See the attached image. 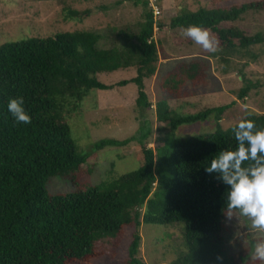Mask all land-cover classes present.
<instances>
[{
	"label": "trees",
	"instance_id": "trees-1",
	"mask_svg": "<svg viewBox=\"0 0 264 264\" xmlns=\"http://www.w3.org/2000/svg\"><path fill=\"white\" fill-rule=\"evenodd\" d=\"M127 1L142 5L143 22L136 33L121 31L117 46L100 48L102 36L90 31L59 32L0 45V264H90L107 253L100 248L101 241H108L110 253L115 255L127 227L136 231L121 264H145L138 258L137 229L143 224L183 225L184 251L174 264H243L242 257L236 261L228 254L223 236L228 186L216 174H208L205 167L220 151L238 147L233 129L240 120H252L255 130H264V114H244L223 130L217 121L235 101L176 116L168 100L192 97L194 94L185 89L187 84L193 88L206 85L209 58L223 63L233 57L255 59L251 49L264 43V37L249 36L237 27L224 28L222 24L234 23L246 12L264 11V0L228 9L200 8L193 12L180 8L168 25L154 17L148 0ZM91 13L90 9H66L64 18L82 21ZM190 25L210 30L220 50L205 58L175 63L159 83L161 98L153 105L155 118L175 131L181 125L213 117L215 132L164 140L153 150L144 144L150 135L148 121H141L131 137L103 139L86 154L77 153L66 119L91 90L112 88L100 83L96 75L135 69L134 78L118 84L137 87V110L152 108L144 81L157 70L154 29H184ZM240 79L243 87L236 96L239 101L245 102L257 87L264 89V79L253 83L242 73ZM19 97H23L30 124H17L8 111L9 100ZM130 142L141 147L142 164L138 169L96 185L78 182L80 168L90 157L104 147H124ZM53 177L69 182L73 191L50 195L47 187Z\"/></svg>",
	"mask_w": 264,
	"mask_h": 264
},
{
	"label": "rangeland",
	"instance_id": "rangeland-1",
	"mask_svg": "<svg viewBox=\"0 0 264 264\" xmlns=\"http://www.w3.org/2000/svg\"><path fill=\"white\" fill-rule=\"evenodd\" d=\"M154 17L165 25L177 15L180 8L196 11L200 8L228 9L258 0H148ZM84 11L90 9L91 15L82 21L65 20V10ZM158 13V15H156ZM143 22V7L127 0H0V45L32 37L45 38L59 32L90 31L102 36L99 47L103 49L117 46L121 42L118 36L123 30L136 33L138 24ZM224 28L237 27L246 35L261 34L264 37V11L246 12L234 23H223ZM182 29H170L167 26L155 27L153 39L158 43L157 70L153 77L144 81V91L152 106L161 98L159 83L178 61L190 58H205L213 52L203 50L191 39L184 37ZM216 39L215 35L212 34ZM217 40V39H216ZM220 50L218 46L217 51ZM215 51V52H217ZM214 52V53H215ZM254 60L232 58L221 62L218 58H209V77L206 85L187 84L194 95L180 100H168V105L176 116L194 114L204 109L231 104L232 109L221 118L225 130L240 116L249 113L264 114V89L257 87L249 92L245 102L237 100V93L243 82L241 73L253 83L264 79V43L251 49ZM246 65V66H244ZM223 70L225 73H223ZM136 76L133 68L121 69L111 73L97 74V80L111 86L108 90H91L79 106L67 116L66 124L76 152L86 154L92 146L103 139H127L138 131L141 121H148L150 135L144 144L153 150L159 148L164 140L186 139L198 135L210 134L216 130L214 119L181 125L175 131H169L155 118L154 106L145 111L137 110L135 100L137 87L122 81H130ZM72 103H74L72 101ZM75 103L73 104V106ZM245 105L247 107H245ZM69 108L73 110L72 104ZM237 118V119H236ZM165 142V143H166ZM141 147L130 142L124 147L107 146L90 157L78 173L80 184L96 185L104 180L117 177L138 169L142 164ZM73 191L67 181L58 177L50 179L47 192L50 195H66ZM250 221L245 217L228 220L223 224L227 252L237 261L249 258L257 241L264 240V233L249 232ZM140 248L138 258L145 264H174L184 251L182 224L173 226L141 225L138 229ZM135 227L123 230L121 241L112 255L108 241H101L100 248L107 253L90 264H121L127 258L128 246ZM243 261V264H244ZM249 264L251 261L249 260ZM256 264H261L257 261Z\"/></svg>",
	"mask_w": 264,
	"mask_h": 264
},
{
	"label": "clouds",
	"instance_id": "clouds-1",
	"mask_svg": "<svg viewBox=\"0 0 264 264\" xmlns=\"http://www.w3.org/2000/svg\"><path fill=\"white\" fill-rule=\"evenodd\" d=\"M181 34L207 52L217 51L219 41L208 29L190 25L182 29ZM23 104V97L12 98L7 108L17 124H30L31 117ZM217 123L223 125L224 121L221 118ZM255 129L254 121L240 120L233 129L238 147L220 151L211 160L210 166L205 167V171L210 175L216 174L228 186L223 210L228 220L238 213L250 221L249 232L264 233V130ZM249 260L251 264L257 261L264 264V240L256 242L244 264H249Z\"/></svg>",
	"mask_w": 264,
	"mask_h": 264
},
{
	"label": "built area",
	"instance_id": "built-area-1",
	"mask_svg": "<svg viewBox=\"0 0 264 264\" xmlns=\"http://www.w3.org/2000/svg\"><path fill=\"white\" fill-rule=\"evenodd\" d=\"M153 14H154V12H153ZM156 15H158V13H156ZM155 16V15H154Z\"/></svg>",
	"mask_w": 264,
	"mask_h": 264
}]
</instances>
